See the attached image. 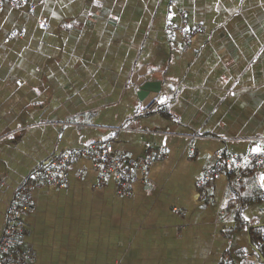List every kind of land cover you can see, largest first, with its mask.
<instances>
[{"label":"crops","instance_id":"crops-1","mask_svg":"<svg viewBox=\"0 0 264 264\" xmlns=\"http://www.w3.org/2000/svg\"><path fill=\"white\" fill-rule=\"evenodd\" d=\"M181 22L196 33L166 32ZM141 81L158 82L147 114ZM103 140L152 153L147 172L121 195L81 156L65 187H33L31 264H264V171L197 185L216 150H264V0L1 5L0 232L33 168Z\"/></svg>","mask_w":264,"mask_h":264},{"label":"built area","instance_id":"built-area-1","mask_svg":"<svg viewBox=\"0 0 264 264\" xmlns=\"http://www.w3.org/2000/svg\"><path fill=\"white\" fill-rule=\"evenodd\" d=\"M24 2L25 0H0V6L6 4L17 8ZM165 29L167 33L186 36L193 35L197 31V28L183 22L169 23ZM157 106V100L153 99L138 113H151ZM81 156L90 159L99 186H104L108 178H113L117 192L121 195L129 193L135 174L140 172L145 175L153 159L152 153L145 154L142 161L132 159L125 154H118L108 140L91 142L81 149H68L50 155L45 162L31 170L7 203L0 232V264H31L35 260V254L25 238V223L22 219V216L33 207L32 188L41 185L65 187L73 162ZM213 157V162L201 171L197 179L201 198L206 196L209 182L218 175L227 176L229 182L239 183L247 168L264 171V150L240 154L223 153L218 149Z\"/></svg>","mask_w":264,"mask_h":264},{"label":"water","instance_id":"water-1","mask_svg":"<svg viewBox=\"0 0 264 264\" xmlns=\"http://www.w3.org/2000/svg\"><path fill=\"white\" fill-rule=\"evenodd\" d=\"M140 87H139V96L140 98H144V99H148L149 103L153 100L156 99V93H157V85L158 82H145V81H141L140 83ZM148 103V104H149ZM146 104V105H148Z\"/></svg>","mask_w":264,"mask_h":264},{"label":"trees","instance_id":"trees-1","mask_svg":"<svg viewBox=\"0 0 264 264\" xmlns=\"http://www.w3.org/2000/svg\"><path fill=\"white\" fill-rule=\"evenodd\" d=\"M245 173V172H244ZM229 178H230V176H229ZM262 230L264 229V228H261ZM254 231L256 232V234H261V231H259V229L258 228H256V229H254ZM264 231V230H263ZM258 236V235H257ZM261 254L263 255V253L261 252ZM263 257H264V255H263Z\"/></svg>","mask_w":264,"mask_h":264}]
</instances>
